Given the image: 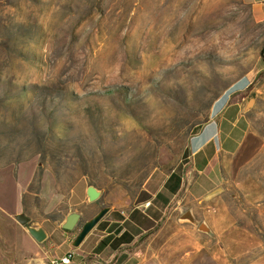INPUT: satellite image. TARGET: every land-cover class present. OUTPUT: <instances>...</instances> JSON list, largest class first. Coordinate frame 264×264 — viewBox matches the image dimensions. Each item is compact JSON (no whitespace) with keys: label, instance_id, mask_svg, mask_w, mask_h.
Segmentation results:
<instances>
[{"label":"rangeland","instance_id":"1","mask_svg":"<svg viewBox=\"0 0 264 264\" xmlns=\"http://www.w3.org/2000/svg\"><path fill=\"white\" fill-rule=\"evenodd\" d=\"M263 48L251 0H0V168L13 183L34 171L27 214L78 211V234L179 169L184 188L144 243L153 264H264ZM227 93L241 151L183 179L191 139ZM50 175L59 199L46 215ZM80 182L101 196L73 208Z\"/></svg>","mask_w":264,"mask_h":264},{"label":"crops","instance_id":"2","mask_svg":"<svg viewBox=\"0 0 264 264\" xmlns=\"http://www.w3.org/2000/svg\"><path fill=\"white\" fill-rule=\"evenodd\" d=\"M251 2L255 8L264 9V0ZM231 97L227 93L215 101L209 122L191 139L190 161L184 167L183 179L193 175L198 179L208 176L209 171L213 170V162L222 154H238L241 151L248 134L238 127L239 118L230 105ZM200 155L203 156L199 158ZM33 172L27 167H19L13 183L9 169L0 168V264H51L53 261L61 262L67 255H71L69 264H153V258L146 254L144 243L162 221L170 199L184 188L183 183L177 194L164 190L163 185L171 173L156 194L146 191L140 195L139 206L136 208L110 212L100 222L101 226L98 227L99 223L82 244L75 247L73 243L78 235L75 231L77 224L73 228L68 227V214L63 218L52 220L47 217L42 221H36L27 214L25 194L32 182ZM43 184H46V179ZM47 185V192L43 191L38 196L47 201L44 212L50 215L54 210L52 205L59 199V195L49 190L52 186L51 175ZM89 186L81 185V182L77 184L70 199L71 207L90 204L87 198ZM81 188L83 193L80 192ZM159 194L160 198L157 197ZM72 200H76V203ZM74 213L79 215L78 211ZM20 214L27 215L34 228L45 230L47 239L44 242L38 243L27 227L17 221L16 217Z\"/></svg>","mask_w":264,"mask_h":264},{"label":"water","instance_id":"3","mask_svg":"<svg viewBox=\"0 0 264 264\" xmlns=\"http://www.w3.org/2000/svg\"><path fill=\"white\" fill-rule=\"evenodd\" d=\"M101 196V191L98 190L94 186H89L87 189V198L90 203L97 201ZM110 213V208L106 207L98 212L95 216H93L90 220H88L81 228L80 233L77 235L73 245L75 247H79L85 238L92 232V230ZM17 221L22 225L27 227V230L31 234V236L38 242L42 243L47 239V234L42 228H34L31 226V219L25 215L20 214L16 217ZM79 221L78 214H72L69 217L67 222H70L71 225H68L69 228L75 227V225Z\"/></svg>","mask_w":264,"mask_h":264},{"label":"trees","instance_id":"4","mask_svg":"<svg viewBox=\"0 0 264 264\" xmlns=\"http://www.w3.org/2000/svg\"><path fill=\"white\" fill-rule=\"evenodd\" d=\"M263 59H264V48L262 51ZM209 118L206 119L205 123L209 122ZM182 186V176H181V170L177 169L175 172H173L167 182L164 185V190L170 191L172 194H177V192L181 189ZM157 197H161V194H159ZM114 215V213H113ZM102 223L99 224L98 227L101 226Z\"/></svg>","mask_w":264,"mask_h":264},{"label":"built area","instance_id":"5","mask_svg":"<svg viewBox=\"0 0 264 264\" xmlns=\"http://www.w3.org/2000/svg\"><path fill=\"white\" fill-rule=\"evenodd\" d=\"M71 262V255H67L61 262L53 261L51 264H69Z\"/></svg>","mask_w":264,"mask_h":264},{"label":"bare ground","instance_id":"6","mask_svg":"<svg viewBox=\"0 0 264 264\" xmlns=\"http://www.w3.org/2000/svg\"><path fill=\"white\" fill-rule=\"evenodd\" d=\"M68 225H71V223L69 222Z\"/></svg>","mask_w":264,"mask_h":264}]
</instances>
